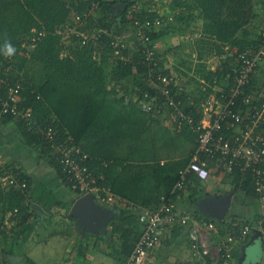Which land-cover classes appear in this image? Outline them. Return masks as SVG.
<instances>
[{
    "label": "crops",
    "instance_id": "crops-1",
    "mask_svg": "<svg viewBox=\"0 0 264 264\" xmlns=\"http://www.w3.org/2000/svg\"><path fill=\"white\" fill-rule=\"evenodd\" d=\"M139 2L136 3L139 5ZM160 4L162 6H157L156 11L158 15L172 18L170 0H163ZM148 5L142 4L141 7ZM255 11L257 17L248 26L251 31L248 37L255 41L254 45L264 28V0L255 1ZM189 22L186 18L178 20L172 24L174 30L171 28L168 33L160 35L159 50L164 51L163 55L167 59L174 50L182 52L180 58L169 59L166 69L174 72L177 87L184 99L189 100L187 106L195 108L194 112H201L215 95V88L221 86L222 82V86L228 87L229 81L225 76L224 80L219 81L216 75L222 63L223 50H220L219 43L212 38L207 46L200 41L194 42L195 35L188 34L191 32L190 26L194 25ZM170 26L169 22L160 29ZM184 33L185 38L182 35ZM224 46L225 49L239 48L229 43ZM130 53H133L131 48ZM261 66L254 86L259 90L264 89V63ZM135 77L129 83L131 91L125 93L118 86L120 92L117 97L109 96L113 101L109 106L111 108L102 106L94 129L84 135L83 148L108 164L106 178L108 176L111 180L115 193L127 199V202L115 205L96 201L102 210L98 217L70 215L80 195L64 181L50 154L42 152L39 145L30 144L25 139L15 119L0 118V159L29 174L32 182L29 201L34 207L30 220L17 235V244L13 242L11 245L14 239L6 236L9 244L6 256H15L18 264H33L31 260L34 264H125L142 231L140 215L144 210L157 207L162 195L170 193L198 145L196 134L189 127L176 129L172 126L169 110H164L165 113L161 115H153L136 102L138 83L143 79L135 80ZM115 135L121 139H115ZM123 146H128V149ZM122 150L129 152L130 156L121 158ZM126 158L134 165L127 173L135 174L130 181H127L126 169L121 164ZM207 159L210 177L199 181L195 174H190L186 192L174 202L178 208L190 211L201 223L213 220L217 226L212 229L211 235L218 242L231 229L234 230V220L253 219L264 210L253 188H249V191L243 188L247 176L240 177L236 172H227L219 160ZM158 163L160 165L156 166ZM230 192H233L230 208L225 218H219L213 208ZM203 199L207 204L206 209L200 203ZM190 227H176L166 233L162 246L143 264H201L200 257L190 246ZM246 247L248 258L244 264H264V240L257 232L250 233L246 239L233 246L234 264H239V256ZM114 251L121 256H116Z\"/></svg>",
    "mask_w": 264,
    "mask_h": 264
},
{
    "label": "built area",
    "instance_id": "built-area-1",
    "mask_svg": "<svg viewBox=\"0 0 264 264\" xmlns=\"http://www.w3.org/2000/svg\"><path fill=\"white\" fill-rule=\"evenodd\" d=\"M100 6L101 0H94L88 10H75L71 21L66 25L64 36L79 37L83 44H87L92 41L97 43L104 34L108 35L111 38L113 55L117 59H125L124 51L129 45L125 33L109 28L89 32L82 28ZM137 7L127 6L131 17H134ZM147 7L149 12L157 11L155 4ZM135 18L139 25L138 48L148 67L146 80L159 90L156 94L149 91L137 94L136 101L153 115H161L164 110H169L172 125L176 129L189 127L195 132L198 145L170 193L162 195L157 207L144 210L140 215L142 231L125 264H143L162 246L166 233L185 225L191 226L190 246L200 257L201 264H234L235 244L246 239L252 232H257L264 240V212L253 219L234 220V230L231 229L225 238L215 242L211 235L212 229L217 226L215 222H199L190 211L178 208L174 201L186 192L190 174H195L201 180L209 178L210 163L207 158H215L227 172L238 171L241 176L251 175L254 194L264 210V89H251L252 82L260 75L264 62V28L260 31V42L257 46L245 50L226 48L222 58L230 64L224 75L230 85L215 88V95L197 113L184 107L182 92L177 87L175 75L162 68L158 41L150 33L151 30H159L172 18L159 15L154 18L147 17L143 22ZM0 85L8 88V97L1 102L0 118L11 114L15 120L22 121L29 130L38 132L48 141L58 161L69 171L70 185L74 190L81 191L80 196L93 193L95 200L104 205L127 202L126 198L115 193L111 185L105 182V172L97 173L96 166L90 164L95 158L92 154L73 145L71 138L60 139L52 124L39 120L32 107L22 106L20 82L11 84L3 79ZM107 165L103 161V166ZM0 166V179L5 187L24 190L29 186L30 179L26 171L1 159Z\"/></svg>",
    "mask_w": 264,
    "mask_h": 264
},
{
    "label": "trees",
    "instance_id": "trees-1",
    "mask_svg": "<svg viewBox=\"0 0 264 264\" xmlns=\"http://www.w3.org/2000/svg\"><path fill=\"white\" fill-rule=\"evenodd\" d=\"M93 1L0 0V44L3 42L4 33H7L17 49L13 57L0 55V82L3 79H7L11 84L20 82L22 106L32 107L39 120L55 127L60 139L71 138L73 145L81 147L84 151H86L84 135L94 129L102 106L107 103L110 95L117 97L119 88L127 93L130 90L129 83L132 77L136 76L135 80L143 79L138 83L137 93L159 92L146 80L148 67L138 48V40L137 53H130L128 45L127 52L124 51L126 58L121 61L113 56L111 38L108 35L102 36L97 43L92 41L83 44L79 37L73 38L76 43L66 42L65 28L71 21L72 13L75 10L79 12L88 10ZM255 1L170 0L171 12L174 13V19L176 18V21L170 23L172 25L186 18L188 22L190 21L188 24L194 25V27L190 26V31L194 35L196 33L202 41L212 38L219 43L220 50H223L221 55L226 52L224 45L227 43L238 45V50H245L244 48L248 49L255 43L248 37L251 32L248 26L257 17ZM118 2L128 3V7L138 6L137 11L133 13L134 17L129 15V8L120 9L123 15L122 23L128 28L138 25L135 17H139L138 19L143 22L147 17L159 16L156 10L149 12L148 7L139 8L137 0H101L97 13L89 17L82 28L89 32L99 28H111L123 33L116 29L113 20L108 17L111 12L113 13ZM168 31L169 29H159L151 30L150 33L154 39H157ZM259 42L260 38L254 46ZM221 60L223 61L216 75L223 79L230 64L222 56ZM166 72L171 73L168 70ZM111 83H114V86ZM254 85L255 80L251 89ZM125 93L122 94V98ZM7 97V86L0 85V108L2 99L6 100ZM181 97L185 101L183 94ZM185 107L193 111L189 106ZM3 118L14 119L11 114H5ZM16 121L30 144L39 145L42 152L50 154L60 175L72 188L69 182L70 173L54 155L51 144L38 132L29 130L22 121ZM90 164L96 166L97 173L108 172V166H103V160L101 162L95 157ZM1 168L2 166H0V174ZM236 173L242 177L238 171ZM29 179V186L24 190L7 188L0 179V202L5 207V212L13 214L12 224L7 226L17 232V235L22 232L23 226L30 220L34 211L33 204L29 201L32 189L30 176ZM244 180L243 188L248 191L249 188L254 190L251 175L248 174ZM105 182L108 185L112 184L108 176ZM75 191L80 195V190ZM6 254L8 251L0 236V262L4 261ZM31 262L35 263L32 260Z\"/></svg>",
    "mask_w": 264,
    "mask_h": 264
},
{
    "label": "rangeland",
    "instance_id": "rangeland-1",
    "mask_svg": "<svg viewBox=\"0 0 264 264\" xmlns=\"http://www.w3.org/2000/svg\"><path fill=\"white\" fill-rule=\"evenodd\" d=\"M138 1V0H137ZM162 1L163 0H140V2H139V8H141V5L142 4H145V5H147V4H155V5H157V6H162L160 3H162ZM153 2V3H152ZM158 3V4H157ZM166 12H168V11H166ZM169 13H171V12H169ZM109 18H111L112 20H113V22H114V26L116 27V29L117 30H119V31H121V32H124V33H126L127 31H129V32H127L126 33V35H127V38H128V42H129V48H131V50L133 51V53H137V40H138V37H139V33H138V26L139 25H135V27H131V28H128V27H126V25L124 24V23H122V17H123V15H122V13H121V10L119 9V8H115V10H113V13L111 12L110 14H109V16H108ZM176 19V18H175ZM174 19V13H173V17H172V19L171 20H168L167 21V23H169V22H172V21H174L175 20ZM176 21V20H175ZM119 25H120V27H119ZM122 25V26H121ZM119 27V28H118ZM173 25H171L170 27H166V29L167 28H169V30L172 28V30H174L173 29ZM176 28H177V26H175ZM123 28V29H122ZM134 28L136 29V30H134ZM175 28V29H176ZM179 28V27H178ZM123 31H122V30ZM180 29V31H182L181 30V28H179ZM183 32V31H182ZM188 34H190L191 36H193V33L192 32H190V33H188ZM182 35H184V38L186 37V33H184V34H182ZM129 36V37H128ZM194 42H197V41H199L200 40V42H201V44H203L204 46H207L209 43H210V38L209 39H207L206 41H202V39L200 38V37H198V36H196V33H195V37H194ZM73 41V37H71V38H67L66 39V42H69V43H71ZM157 41H158V38H157ZM209 41V42H208ZM73 42H75V41H73ZM76 43V42H75ZM135 46V47H134ZM160 47V43L158 42V44H157V48H159ZM163 51V50H162ZM161 53V54H160ZM174 53H175V55H174ZM181 51L180 52H178V51H174L173 52V55L172 56H170V57H168V60H167V58H166V55L164 56L163 54V52H160V50L158 49V54H159V57H160V61H161V63H162V68L163 69H165L166 71H167V69H166V65L168 64V61H169V59H174V58H180V56L179 55H181ZM167 54V53H166ZM167 60V61H166ZM170 69V68H169ZM171 70V69H170ZM176 70V69H175ZM170 72H172V71H170ZM172 73H174V72H172ZM111 85H112V83H111ZM129 98V97H128ZM187 99L184 101V107L185 106H187ZM108 103L106 104V105H103L104 106V108H111V107H109V106H111L112 105V103L111 102H113L112 100H110V98L108 99V101H107ZM137 102V101H136ZM138 103V102H137ZM139 104V103H138ZM17 122V121H16ZM15 122V123H16ZM18 123V122H17ZM173 126V125H172ZM174 127V126H173ZM115 137H116V135H115ZM115 139H117V140H120L121 138L120 137H116ZM123 148H126V149H128V146H123ZM122 155L120 156L121 158H123V157H129L130 156V153L129 152H124L123 150H122ZM130 162H132V161H129L128 160V158H126V159H124V160H122L121 161V164H122V166L126 169V173H125V175L126 176H128V178H127V181H130L132 178H134V177H132L133 175H135V174H131L130 173V175L129 174H127L128 172H129V170L132 168V167H134V165H132ZM10 165H12V164H10ZM160 164L158 163V165L156 164V166H159ZM12 166H14V165H12ZM141 173L143 172V171H140ZM210 177V176H209ZM198 180L199 181H202L201 179H199L198 178ZM116 189L117 190H119V186H117L116 187ZM126 194H128V196H132L131 194H129V193H126ZM204 198V197H203ZM201 206H203V208H205L206 209V201L203 199V200H201ZM13 218V214L12 213H9V212H5V207L3 206V204L2 203H0V236L2 237V239L3 238H5L6 236H8L10 239H14V240H12V242H11V245H12V243L13 242H15V244H17V241H18V239H17V232H14L13 230H12V228L11 227H9V226H7V224H9V225H11V219ZM4 231V232H3ZM6 231H8V232H6ZM5 233H7V234H5ZM16 235H15V234ZM3 235H5V236H3ZM7 237L5 238V240L3 239V245L5 246V247H8L9 248V244L7 243ZM262 241H260V243H261ZM251 243V242H250ZM129 245V244H128ZM250 244H248V246H249ZM7 249V248H6ZM8 251V250H7ZM10 251V250H9ZM115 252V251H114ZM247 247L245 248V252L244 251H242L241 252V256H239V264H244L245 262H246V260H247V258H248V255H247ZM15 254H17V251H15L14 252ZM116 253V252H115ZM120 254L119 253H116V256H119ZM121 256V255H120ZM18 261L16 260V257L15 256H13V258H11V257H8V256H4V261H1L0 262V264H18L17 263Z\"/></svg>",
    "mask_w": 264,
    "mask_h": 264
},
{
    "label": "water",
    "instance_id": "water-1",
    "mask_svg": "<svg viewBox=\"0 0 264 264\" xmlns=\"http://www.w3.org/2000/svg\"><path fill=\"white\" fill-rule=\"evenodd\" d=\"M127 6L128 3L125 2H120L115 5V7L119 9H125L127 8ZM232 195L233 192H230L223 196L218 202L217 206L213 208L214 214L217 217L225 218L232 203ZM96 203L97 202L94 198L93 193H88L86 195L79 196L72 206L70 215L78 216L80 218H82V215H86L90 218L98 217V215L102 213V210Z\"/></svg>",
    "mask_w": 264,
    "mask_h": 264
},
{
    "label": "clouds",
    "instance_id": "clouds-1",
    "mask_svg": "<svg viewBox=\"0 0 264 264\" xmlns=\"http://www.w3.org/2000/svg\"><path fill=\"white\" fill-rule=\"evenodd\" d=\"M17 49L12 43L11 38L8 37L7 33L3 35V42L0 44V55L4 57H13L16 55Z\"/></svg>",
    "mask_w": 264,
    "mask_h": 264
},
{
    "label": "bare ground",
    "instance_id": "bare-ground-1",
    "mask_svg": "<svg viewBox=\"0 0 264 264\" xmlns=\"http://www.w3.org/2000/svg\"><path fill=\"white\" fill-rule=\"evenodd\" d=\"M140 17H142V16H140ZM172 17H173V16H172ZM138 18H139V17H138ZM145 19H146V18H145ZM143 20H144V18H143ZM143 20H142V21H143ZM140 21H141V20H140ZM128 23H129V22H128ZM131 23H132V21H131ZM260 25H261V24H260ZM260 25H259V26H260ZM121 26H122V25H121ZM128 26H130V25H128ZM119 27H120V25H119ZM119 27H118V28H119ZM110 29H111V28H110ZM122 29H123V28H122ZM122 29H121V30H122ZM134 30H136V29L134 28ZM122 31H123V30H122ZM120 32H121V31H120ZM127 32H129V31H127ZM127 32H126V33H127ZM123 33H124V32H123ZM126 33H125V34H126ZM104 35H105V34H104ZM104 35H103V36H104ZM170 35H171V34H170ZM258 35H259V34H258ZM128 37H129V36H128ZM153 38H154V37H153ZM259 38H260V37H259ZM158 40H160V39H158ZM216 40H217V39H216ZM109 41H110V40H109ZM229 42H230V41H229ZM231 43H232V42H231ZM108 44H109V43H108ZM161 44H162V43H161ZM171 44H172V43H171ZM252 44H253V43H252ZM250 45H251V44H250ZM172 46H173V45H172ZM252 46H253V45H252ZM106 47H107V46H106ZM109 47H110V46H109ZM134 47H135V46H134ZM247 47H248V46H247ZM112 48H113V47L111 46V49H112ZM159 48H160V47H159ZM159 48H158V49H159ZM173 49H175V48H173ZM244 49H247V48H244ZM137 51H138V50H137ZM174 51H175V50H174ZM110 52H111V51H110ZM126 52H127V50H126ZM160 52H161V51H160ZM170 52H171V51H170ZM163 53H164V51H163ZM160 54H161V53H160ZM107 55H108V54H107ZM174 55H175V53H174ZM219 55H220V54H219ZM108 56H109V55H108ZM110 56H111V55H110ZM113 56H114V55H113ZM164 56H165V55H164ZM220 56H221V55H220ZM217 57H218V56H217ZM217 57H216V58H217ZM189 59H190V58H189ZM167 60H168V59H167ZM167 60H166V61H167ZM120 61H121V60H120ZM178 61H179V60H178ZM221 61H223V60H221ZM227 62H228V61H227ZM218 63H219V62H218ZM263 63H264V62H263ZM183 64H184V63H183ZM221 64H222V63H221ZM218 65H219V64H218ZM261 67H262V66H261ZM207 68H208V67H207ZM217 68H218V67H217ZM211 70H212V68H211ZM261 70H262V69H261ZM261 70H260V71H261ZM225 72H226V71H225ZM221 74H222V72H221ZM218 75H219V74H218ZM213 76H214V75H213ZM215 76H216V75H215ZM221 76H222V75H221ZM200 77H201V76H200ZM197 78H198V77H197ZM217 78H219V81H221L220 79H222V78H220V76L217 77ZM222 80H224V79H222ZM222 83H223V82H222ZM222 83H221V86H222ZM259 83H260V82H259ZM262 83H263V82H262ZM223 84H224V83H223ZM229 85H230V84H229ZM259 85H260V84H259ZM261 85H263V84H261ZM132 86H133V85H132ZM138 86H139V85H138ZM224 86H225V85H224ZM254 86H255V85H254ZM257 86H258V85H257ZM263 87H264V86H263ZM263 87H262V88H263ZM254 88H255V87H254ZM257 89H258V88H257ZM91 90H92V89H91ZM141 90H142V89H141ZM130 91H131V90H130ZM133 91H134V90H133ZM138 91H139V90H138ZM203 92H204V91H203ZM203 92H202V93H203ZM129 94H130V93H129ZM138 94H139V92H138ZM133 96H134V95H133ZM64 97H65V96H64ZM206 99H207V98H206ZM63 100H64V99H63ZM207 100H208V99H207ZM130 101H131V100H130ZM188 102H189V100H188ZM191 103H192V102H191ZM195 104H196V103H195ZM195 104H194V105H195ZM128 105H129V104H128ZM194 105H193V106H194ZM126 106H127V105H126ZM197 106H198V104H197ZM60 107H61V106H60ZM87 107H89V106H87ZM194 109H195V108H194ZM194 109H193V110H194ZM199 109H200V108H199ZM86 110H87V109H86ZM65 112H66V111H65ZM164 113H165V112H164ZM120 118H121V117H120ZM120 118H119V119H120ZM67 119H68V117H67ZM64 122H65V121H64ZM67 122H68V121H67Z\"/></svg>",
    "mask_w": 264,
    "mask_h": 264
}]
</instances>
